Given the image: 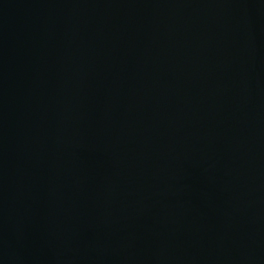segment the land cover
<instances>
[{
  "label": "water",
  "instance_id": "water-1",
  "mask_svg": "<svg viewBox=\"0 0 264 264\" xmlns=\"http://www.w3.org/2000/svg\"><path fill=\"white\" fill-rule=\"evenodd\" d=\"M0 264H264V0H0Z\"/></svg>",
  "mask_w": 264,
  "mask_h": 264
}]
</instances>
